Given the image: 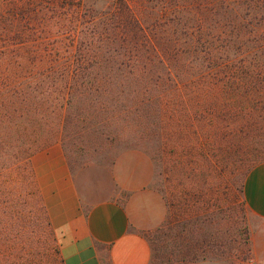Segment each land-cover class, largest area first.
Returning <instances> with one entry per match:
<instances>
[{
  "label": "rangeland",
  "instance_id": "1",
  "mask_svg": "<svg viewBox=\"0 0 264 264\" xmlns=\"http://www.w3.org/2000/svg\"><path fill=\"white\" fill-rule=\"evenodd\" d=\"M227 8L225 0H79L69 10L71 15L53 23L50 38H46L50 41L40 51L48 58L59 48L65 58H75V64L90 70L98 66L155 68L162 83L169 78L168 70L176 78L203 82L218 73L216 81L220 83L230 65L264 69V20L241 13L246 27L241 36L234 33L235 29L233 33L224 31L234 35L229 36L234 42L227 49L222 31L230 27L226 12L233 14ZM95 32L101 40L96 39ZM3 36L5 29L0 28ZM210 42L214 46L211 52ZM240 85L243 87V83ZM256 87L250 94L245 91L238 95L240 103L250 101L253 114L249 119L242 112L236 117L230 128L237 133L228 142L231 149L225 154L214 152L215 165L210 168L207 162L196 159L194 167L203 168L205 174L183 178L178 172L171 184L164 183L159 175L160 164L155 159L158 143L153 131L145 141L123 124L117 125L112 134L98 130L93 126V95L90 100L78 97L73 111L76 124L69 125L68 131L64 129L62 140L53 141L63 145L72 169L92 163L110 166L125 149L139 148L149 154L155 166L153 186L162 194L167 208L163 225L148 234L153 247L151 264H192L217 254L231 256L236 264H248L250 223L243 182L248 170L264 160V85L263 90L256 91ZM165 91L168 99L173 98V93ZM101 100L102 106L110 107L107 94ZM86 108L91 111L88 118ZM102 112L106 116V111ZM192 139L197 140L195 136ZM178 152L175 155L179 160ZM6 180L0 177V264H64L57 232L48 210L41 209L39 195L23 196L22 190L19 202L16 198L20 189L16 192L17 186ZM28 187L32 188L29 182ZM3 190L7 194L11 190L16 197L7 199Z\"/></svg>",
  "mask_w": 264,
  "mask_h": 264
},
{
  "label": "trees",
  "instance_id": "2",
  "mask_svg": "<svg viewBox=\"0 0 264 264\" xmlns=\"http://www.w3.org/2000/svg\"><path fill=\"white\" fill-rule=\"evenodd\" d=\"M78 1L0 0V28L5 29V36L0 37L4 44L0 47V177H6L10 185L13 182L16 192L20 189L16 198L19 202L22 190L23 196L34 194L41 198L30 158L54 143L53 140H62L64 129L68 131L69 125L76 124L77 115L73 111L78 97L90 100L91 95L93 126L98 130L112 134L117 125L123 124L141 140L155 136L158 143L155 159L160 164L159 175L164 183L171 184L178 172L183 178L204 175L205 170L194 167V161L200 158L210 168L215 165L214 152L225 154L231 149L228 142L236 132L230 128L236 117L240 112L248 119L253 114L250 101L240 103L238 95L245 91L250 94L255 86L256 91L263 90L264 69L230 65L220 83L216 81L218 73L203 82L176 78L168 70V80H172L168 86V80L163 79L164 83L159 80L155 68L98 66L90 70L75 64V58H65L59 48L46 58L40 49L48 45L50 39L46 38H50L53 23L71 15L73 12L69 10ZM225 1L230 7L227 11L233 13L226 12L230 27L222 31L225 48L229 49L234 42L229 36L234 35L224 31L233 33L235 29L234 33L241 36L246 27L241 21L243 12L264 20V0ZM97 34L94 36L101 40ZM212 48L213 42L208 43L210 52ZM165 88L174 94L173 98H167ZM105 94L110 107L102 106L101 98ZM102 111H106V116ZM86 113L88 118L91 111ZM150 131L153 135H149ZM176 151L181 155L179 160ZM28 182L32 188H25ZM3 193L7 199L16 197L11 190ZM183 193L186 195L188 189ZM165 199L170 202L167 193ZM40 205L45 209L42 199Z\"/></svg>",
  "mask_w": 264,
  "mask_h": 264
},
{
  "label": "crops",
  "instance_id": "3",
  "mask_svg": "<svg viewBox=\"0 0 264 264\" xmlns=\"http://www.w3.org/2000/svg\"><path fill=\"white\" fill-rule=\"evenodd\" d=\"M35 182L57 232L64 264H151L148 234L167 216L162 194L153 186L155 166L139 148L119 152L109 166L72 169L63 145L55 142L30 158ZM250 223V257L264 264V160L243 182ZM192 264H236L217 254Z\"/></svg>",
  "mask_w": 264,
  "mask_h": 264
},
{
  "label": "built area",
  "instance_id": "4",
  "mask_svg": "<svg viewBox=\"0 0 264 264\" xmlns=\"http://www.w3.org/2000/svg\"><path fill=\"white\" fill-rule=\"evenodd\" d=\"M248 264H257V262L256 260L250 257V259L248 260Z\"/></svg>",
  "mask_w": 264,
  "mask_h": 264
}]
</instances>
